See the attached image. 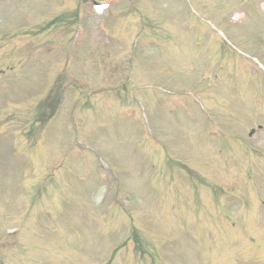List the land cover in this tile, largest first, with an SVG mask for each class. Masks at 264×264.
Listing matches in <instances>:
<instances>
[{"label":"rangeland","instance_id":"obj_1","mask_svg":"<svg viewBox=\"0 0 264 264\" xmlns=\"http://www.w3.org/2000/svg\"><path fill=\"white\" fill-rule=\"evenodd\" d=\"M0 264H264V0H0Z\"/></svg>","mask_w":264,"mask_h":264},{"label":"water","instance_id":"obj_2","mask_svg":"<svg viewBox=\"0 0 264 264\" xmlns=\"http://www.w3.org/2000/svg\"><path fill=\"white\" fill-rule=\"evenodd\" d=\"M254 132V130H252V132L251 133H253Z\"/></svg>","mask_w":264,"mask_h":264}]
</instances>
